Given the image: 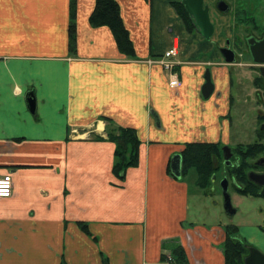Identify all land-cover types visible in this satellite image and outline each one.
Here are the masks:
<instances>
[{
	"label": "crops",
	"instance_id": "crops-1",
	"mask_svg": "<svg viewBox=\"0 0 264 264\" xmlns=\"http://www.w3.org/2000/svg\"><path fill=\"white\" fill-rule=\"evenodd\" d=\"M115 1L134 57L107 27L89 24L95 0H73L72 47V0H0V174L12 179L0 199V264H167L176 247L186 264H224L226 227L200 209L208 187L193 169L174 177L171 158L192 144L229 146L241 89L262 97L264 79L250 61L243 67L256 79L242 84L241 65L217 52L235 23L228 13L211 12L205 40L178 15L182 0ZM173 46L176 89L152 62ZM206 69L214 88L203 99ZM119 128L140 143L122 180L108 139ZM233 227L264 254L262 226Z\"/></svg>",
	"mask_w": 264,
	"mask_h": 264
},
{
	"label": "rangeland",
	"instance_id": "rangeland-1",
	"mask_svg": "<svg viewBox=\"0 0 264 264\" xmlns=\"http://www.w3.org/2000/svg\"><path fill=\"white\" fill-rule=\"evenodd\" d=\"M225 2L230 6L228 15L231 16V19L235 22L229 31L224 30V33L230 35L228 40H230L232 44L236 42V47H233L235 50V61L236 64L241 65L238 69V78L242 84H253L252 82L257 76L256 68L252 66L243 67L246 66V64L252 65L250 62L252 60L244 39L249 35L257 36L263 33L264 0H225ZM209 67L212 68V64H210ZM259 84L260 86L258 85V87L260 88H258L259 92H257L259 96L262 94V97H257L250 88L252 86H249L244 90L241 89L238 101L236 99L237 103L232 108V118L234 119L232 132L234 139L229 145L230 147H228L233 151L239 144L247 146L255 142L257 136H259L258 139L260 140L264 138V133L259 131L261 128L260 123L264 121H260V118L257 119V117L264 116V84ZM258 98L260 99L258 100ZM248 99L249 102L247 103ZM254 104H256L257 107L256 112H254ZM254 116H256V123H252L250 120L253 118L255 119ZM239 135L241 136L239 137ZM261 142L264 143V139ZM213 166L217 168V170L214 171V174L211 176L210 185L205 190L207 197L204 199V206L200 208L201 210L203 209V214L208 217V224L217 220L220 221L221 224H224L223 228L227 225L240 227L258 225L264 228V199H255L237 194L229 173L228 176H226L228 179V193L231 198L232 207L236 210V214L231 218L226 216L223 210V197L220 183L227 168L223 160L219 158L213 159ZM193 177L196 178L197 176L194 174ZM212 177H214V179H212ZM201 219H204L201 215L197 217L194 216V221L196 222L201 221ZM242 243L246 245L245 241H242Z\"/></svg>",
	"mask_w": 264,
	"mask_h": 264
},
{
	"label": "trees",
	"instance_id": "trees-1",
	"mask_svg": "<svg viewBox=\"0 0 264 264\" xmlns=\"http://www.w3.org/2000/svg\"><path fill=\"white\" fill-rule=\"evenodd\" d=\"M173 5L185 26L189 30L194 29L183 4L178 3ZM72 10L73 0L71 2V13ZM71 17L72 20L69 27L70 47H72L74 43L73 13ZM89 24L92 27H107L111 31L119 51L128 57H134V49L129 39L128 32L123 25L119 6L115 0H95V8L89 17ZM259 118L260 121H264V116ZM108 139L115 145L113 174L122 180L126 170L136 167L138 164L139 140L134 130L123 128L116 129L115 131H108ZM254 147V145H241L238 146L237 149L245 151L244 156L254 158L256 156V154L253 153ZM181 156L182 174H185L189 169L195 170L197 175V186L201 189H206L210 185L211 176L214 174V171L217 170V168L213 166V159L219 158L223 160L221 149L210 144L188 145ZM225 171L227 175L229 173V176L234 174L232 167L227 168ZM241 181L243 187L238 190L237 193L242 196L258 197V193L253 189L251 183L245 179V176L241 178ZM81 227L85 228V226ZM236 234L237 228L226 226L223 245L224 264H244V258L249 253L248 246L242 243ZM171 259L175 264H186L184 251L180 247L173 249Z\"/></svg>",
	"mask_w": 264,
	"mask_h": 264
},
{
	"label": "water",
	"instance_id": "water-1",
	"mask_svg": "<svg viewBox=\"0 0 264 264\" xmlns=\"http://www.w3.org/2000/svg\"><path fill=\"white\" fill-rule=\"evenodd\" d=\"M186 10L194 30L205 40H210L214 35V26L210 21L208 7L203 5V0H182L181 2ZM219 11L223 14L229 12V6L224 1H219L217 4ZM247 50L254 65L259 67L260 76L264 79V39L261 42L255 41L254 37L246 39ZM226 63H233L235 61V54L228 48L219 49ZM204 83L201 87V95L203 99H207L213 93V83L209 69L205 70L203 75ZM27 106L29 111L34 112L35 101L32 93L27 96ZM232 156L231 149L226 146L222 148V158L224 164L229 166L231 164L230 158ZM171 173L174 177L180 178L182 171V156L176 154L171 158L170 163ZM263 175L255 173H248L247 178L250 182L258 185H264V179L260 180ZM214 179V178H212ZM221 191L223 197V210L228 218L236 214V210L232 207L231 198L228 193V180L223 178L221 183ZM264 196V189L261 192ZM248 255L244 258V264H264V254L254 247H248Z\"/></svg>",
	"mask_w": 264,
	"mask_h": 264
},
{
	"label": "flooded vegetation",
	"instance_id": "flooded-vegetation-1",
	"mask_svg": "<svg viewBox=\"0 0 264 264\" xmlns=\"http://www.w3.org/2000/svg\"><path fill=\"white\" fill-rule=\"evenodd\" d=\"M219 1L221 0H213L210 3H206L205 0H203V5L208 7V12H209V18L211 15V12H215L216 14H223L219 11L217 4L219 3ZM225 2V0H222ZM226 3V2H225ZM227 4V3H226ZM229 6V4H227ZM230 8V6H229ZM230 10V9H229ZM213 24V23H212ZM249 37H254L255 41H257L258 43L261 42L264 39V31L263 33L259 34V35H249L247 36L244 41H245V45H246V39H248ZM233 46L236 47V42H234L232 44V42H230V40L226 39L224 42L223 46H218L215 45L217 52L222 56V54L220 53L219 49L222 48H228L230 50H233ZM247 47V45H246ZM223 57V56H222ZM257 71L259 72V67L257 66ZM260 130L261 132L264 133V122L260 123ZM259 136L256 137L255 142L248 144V145H254V152L256 154V156L254 158L251 157H246L244 156L245 151L241 150V149H237V148L233 151L231 150L232 156L230 158V162L231 164L229 166H226V168H233L234 170V174L230 176L231 180H233V183L235 185V191L237 193L238 190L242 189L243 187V183L241 181V178L243 176H245V179L250 182L247 178L248 173H255L258 175H263L262 178H260V180L264 179V143L261 142L263 141V139H258ZM260 141V142H259ZM242 145V144H241ZM239 145V146H241ZM224 162V161H223ZM244 168V169H243ZM227 173L225 172L223 178H226ZM214 178V177H212ZM228 180V179H227ZM253 189L256 191V193H258V197H251V198H262L264 199V196L261 195L262 190L264 189V185L263 186H258L252 182H250ZM239 194V193H237ZM240 195V194H239ZM242 196V195H241ZM250 197V196H247Z\"/></svg>",
	"mask_w": 264,
	"mask_h": 264
},
{
	"label": "built area",
	"instance_id": "built-area-1",
	"mask_svg": "<svg viewBox=\"0 0 264 264\" xmlns=\"http://www.w3.org/2000/svg\"><path fill=\"white\" fill-rule=\"evenodd\" d=\"M178 55V50L176 46L171 47L165 51L160 57L152 60V62L157 63L162 70L166 73L168 78V84L171 89H176L179 84V77L175 70L176 68V57ZM12 193V179L8 173L0 174V199H6L11 196ZM167 264H173L170 257L167 258Z\"/></svg>",
	"mask_w": 264,
	"mask_h": 264
}]
</instances>
